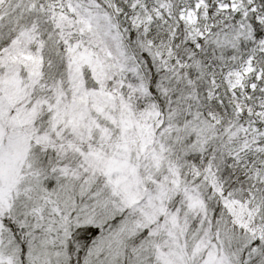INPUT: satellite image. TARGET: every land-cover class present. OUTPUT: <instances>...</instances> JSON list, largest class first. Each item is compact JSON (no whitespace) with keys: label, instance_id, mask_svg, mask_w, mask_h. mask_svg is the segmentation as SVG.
I'll use <instances>...</instances> for the list:
<instances>
[{"label":"snow or ice","instance_id":"snow-or-ice-1","mask_svg":"<svg viewBox=\"0 0 264 264\" xmlns=\"http://www.w3.org/2000/svg\"><path fill=\"white\" fill-rule=\"evenodd\" d=\"M0 264H264V0H0Z\"/></svg>","mask_w":264,"mask_h":264}]
</instances>
